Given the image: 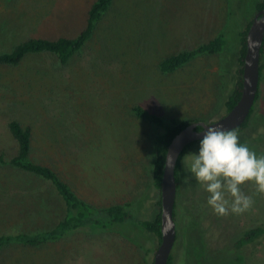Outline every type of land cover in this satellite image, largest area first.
Returning a JSON list of instances; mask_svg holds the SVG:
<instances>
[{
	"label": "rangeland",
	"instance_id": "obj_1",
	"mask_svg": "<svg viewBox=\"0 0 264 264\" xmlns=\"http://www.w3.org/2000/svg\"><path fill=\"white\" fill-rule=\"evenodd\" d=\"M96 0H0V54L30 39L75 38ZM264 0H112L92 37L67 63L55 54L0 65V236L53 229L63 203L47 181L8 165L18 144L9 123L32 132L33 162L53 169L86 202L124 206L133 221L84 228L41 247L12 243L0 264H153L158 236L138 223L161 212L154 185L155 140L164 128L138 118L141 106L166 126L224 117L241 67V34ZM226 38L223 51L163 73L165 59ZM259 98L239 141L264 155V56ZM199 143L185 155L198 152ZM184 155V156H185ZM183 156V157H184ZM183 160V159H182ZM181 161L177 240L172 264H264V236L237 248L249 229L264 227V195L239 215L217 216L208 194ZM62 204V205H61Z\"/></svg>",
	"mask_w": 264,
	"mask_h": 264
},
{
	"label": "trees",
	"instance_id": "obj_2",
	"mask_svg": "<svg viewBox=\"0 0 264 264\" xmlns=\"http://www.w3.org/2000/svg\"><path fill=\"white\" fill-rule=\"evenodd\" d=\"M112 0H96L88 13L86 28L75 38L61 37L58 39H30L14 48L10 53L0 54V65L18 66L25 56L29 54L51 53L55 54L62 63H67L76 53H78L85 43L92 37L96 23L101 19L102 15L109 9ZM264 8V1L258 5V11ZM257 11V12H258ZM251 25V24H250ZM241 34L240 63L244 65V56L246 53V35L250 28ZM226 46V38L219 35L207 44L200 45L194 50L185 51L183 53L173 55L160 63V70L163 73L173 72L180 67L186 65L195 57L200 55H214L223 51ZM264 56V43L261 50V60ZM262 74V66L260 69V81ZM243 67L239 69L237 82L233 95L227 102V109L230 111L240 98L242 91ZM260 88V85H259ZM259 98V91L256 102ZM135 115L164 128V132L158 134L155 140L156 160L154 167V185L160 190L162 177L164 173L166 154L173 137L179 133L188 124H179L166 126L164 121L157 115L152 114L137 106L133 109ZM254 110H252L251 115ZM250 115V117H251ZM249 117V119H250ZM248 119V120H249ZM247 122L241 127L234 130L242 131L247 127ZM197 122V121H194ZM200 129V128H198ZM9 130L18 144L17 155L9 162L8 165L24 172L36 179L47 181L51 184V189L63 203L64 217L57 225L51 229L33 234L19 233L0 236V248L8 246L12 243L21 244L29 247H41L49 242L60 240L63 236L73 231L84 228L93 229H111L117 224H127L133 221L132 215L124 206H111L108 208H98L85 200L81 199L72 188L62 180L58 174L48 166L33 162L31 159L32 152V132L29 128H24L18 121L9 123ZM199 141L189 145L180 156L177 168L176 179L179 189V174L181 169V161L185 153ZM0 164L5 165L3 157H0ZM177 200L174 211L175 221L177 220L178 206ZM161 205V203H160ZM138 225L145 231L155 234L161 241V219L160 214L152 221L139 222ZM264 236V227H257L247 230L236 244L237 248L249 245L257 239ZM173 254H171L168 264H172Z\"/></svg>",
	"mask_w": 264,
	"mask_h": 264
},
{
	"label": "clouds",
	"instance_id": "obj_3",
	"mask_svg": "<svg viewBox=\"0 0 264 264\" xmlns=\"http://www.w3.org/2000/svg\"><path fill=\"white\" fill-rule=\"evenodd\" d=\"M197 135L198 152L183 157L184 181L195 180L207 194V205L217 216L239 215L252 207L251 196L240 186L254 183L256 192L264 195V155H257L239 141L237 132L220 126L203 127ZM170 163V156L168 164Z\"/></svg>",
	"mask_w": 264,
	"mask_h": 264
},
{
	"label": "water",
	"instance_id": "obj_4",
	"mask_svg": "<svg viewBox=\"0 0 264 264\" xmlns=\"http://www.w3.org/2000/svg\"><path fill=\"white\" fill-rule=\"evenodd\" d=\"M264 43V8L259 10L246 35V53L244 56L242 91L239 100L228 113L217 121L206 123L192 122L177 133L167 150L161 194V241L154 255L153 264H168L177 240V224L174 211L177 200L176 168L180 156L194 142L200 141L197 135L203 127L220 126L224 130H236L249 119L259 91L261 50ZM200 128V129H198ZM170 156V163L168 159Z\"/></svg>",
	"mask_w": 264,
	"mask_h": 264
},
{
	"label": "flooded vegetation",
	"instance_id": "obj_5",
	"mask_svg": "<svg viewBox=\"0 0 264 264\" xmlns=\"http://www.w3.org/2000/svg\"><path fill=\"white\" fill-rule=\"evenodd\" d=\"M228 110V109H227Z\"/></svg>",
	"mask_w": 264,
	"mask_h": 264
}]
</instances>
